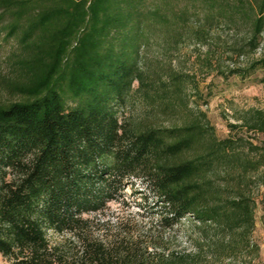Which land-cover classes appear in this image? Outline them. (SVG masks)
Returning <instances> with one entry per match:
<instances>
[{"label": "trees", "instance_id": "16d2710c", "mask_svg": "<svg viewBox=\"0 0 264 264\" xmlns=\"http://www.w3.org/2000/svg\"><path fill=\"white\" fill-rule=\"evenodd\" d=\"M225 29L222 53L248 58L227 74L260 70L264 83V53L253 57L264 0H0V32L13 41L0 74V254L11 264H190L189 253L128 239L84 236L76 252L50 244L49 230H83L84 214L107 208L133 174L148 180L165 227L191 218L205 235L220 232L228 251L248 244V191L264 184V150L231 130L218 137L191 101L201 93L190 75L147 54ZM131 95L143 105L137 119L123 113ZM237 120L232 130L264 134V110Z\"/></svg>", "mask_w": 264, "mask_h": 264}, {"label": "rangeland", "instance_id": "374dc122", "mask_svg": "<svg viewBox=\"0 0 264 264\" xmlns=\"http://www.w3.org/2000/svg\"><path fill=\"white\" fill-rule=\"evenodd\" d=\"M3 35L4 32H0V74L7 71L5 56L13 45V41H6ZM211 37L204 44L185 38L170 47L166 56L154 45L147 54L150 59L165 57L166 62L171 61L173 68L190 75L201 93L199 97L191 92V101L194 104L197 102L206 111L218 137L228 136L231 130L233 136L243 137L258 146L257 151L261 152L264 150V134L246 127L232 130L228 125L240 123L237 117L245 111L264 110V83L259 82L263 72L259 70L244 78L227 74L229 67L244 65L248 58H238L235 55L229 58L222 53L223 41L232 38L226 29L216 30ZM208 49L215 52L209 72L201 68ZM263 53L264 42L253 57H259ZM218 67L226 74H220ZM136 86L137 83L134 84ZM142 108L137 96L131 95L123 113L137 119L143 113ZM218 182L222 183V180L219 179ZM248 195L253 208V227L248 232V244L244 237L242 245L233 252L226 250L227 242L220 232L210 229L205 235L191 218H183L172 226L162 225L160 219L165 211L161 202H157V196L143 174L130 176L115 200L102 212L84 214L88 223L83 230L57 232L51 229L47 232V238L50 244L60 245L68 252L79 251L82 248V238L86 236L89 240L106 243L120 239L139 241L150 252L189 253L186 261L190 264H264V184L250 185ZM235 235L236 240L241 241V236ZM0 264H11V261L0 254Z\"/></svg>", "mask_w": 264, "mask_h": 264}]
</instances>
